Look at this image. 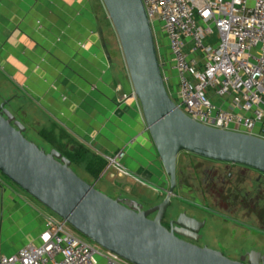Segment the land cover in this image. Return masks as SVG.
Masks as SVG:
<instances>
[{
  "label": "crops",
  "instance_id": "obj_1",
  "mask_svg": "<svg viewBox=\"0 0 264 264\" xmlns=\"http://www.w3.org/2000/svg\"><path fill=\"white\" fill-rule=\"evenodd\" d=\"M98 5L97 0H0V103L10 100L26 136L39 134L30 128L38 120L66 136L61 145L41 139L50 148L28 138L78 160L81 166L74 162L73 168L89 183L103 182L113 198L158 204L169 179L132 96L121 45L114 43L112 26L102 24ZM120 151L125 155L110 165L107 156ZM194 156L184 152L179 159ZM45 214L0 172V234L7 218L13 229L8 234L28 236L5 255L48 239ZM97 261L108 264L102 254Z\"/></svg>",
  "mask_w": 264,
  "mask_h": 264
},
{
  "label": "water",
  "instance_id": "obj_2",
  "mask_svg": "<svg viewBox=\"0 0 264 264\" xmlns=\"http://www.w3.org/2000/svg\"><path fill=\"white\" fill-rule=\"evenodd\" d=\"M127 64L132 92L168 177L165 200L150 209L135 201L113 198L73 169L60 150H45L26 136V126L0 104V172L77 232L132 264H263L255 251L250 260H234L221 251L180 238L163 225L177 185L181 153L239 164L264 174V138L222 130L190 118L169 92L142 0H102ZM154 213V218L150 216ZM185 227L186 224L178 222Z\"/></svg>",
  "mask_w": 264,
  "mask_h": 264
},
{
  "label": "built area",
  "instance_id": "obj_3",
  "mask_svg": "<svg viewBox=\"0 0 264 264\" xmlns=\"http://www.w3.org/2000/svg\"><path fill=\"white\" fill-rule=\"evenodd\" d=\"M142 1L151 23L160 24L166 36L178 106L214 128L254 134L260 127L256 135L264 138V0ZM124 155L120 151L107 160L116 165ZM47 228L41 245L0 253V264H98V254L108 264H132L55 214L47 217Z\"/></svg>",
  "mask_w": 264,
  "mask_h": 264
},
{
  "label": "flooded vegetation",
  "instance_id": "obj_4",
  "mask_svg": "<svg viewBox=\"0 0 264 264\" xmlns=\"http://www.w3.org/2000/svg\"><path fill=\"white\" fill-rule=\"evenodd\" d=\"M165 69L168 76L173 75L172 63H166ZM194 157L178 161L177 185L163 225L173 228L180 238L221 251L234 260L248 262L249 254L255 251L264 264V252L260 249L251 248L238 259L234 257L237 248L216 228L218 224L228 225L234 241L241 231H246L251 232L250 237L264 242V174L239 164ZM158 204L143 205L150 209ZM178 222L186 226L181 227Z\"/></svg>",
  "mask_w": 264,
  "mask_h": 264
},
{
  "label": "rangeland",
  "instance_id": "obj_5",
  "mask_svg": "<svg viewBox=\"0 0 264 264\" xmlns=\"http://www.w3.org/2000/svg\"><path fill=\"white\" fill-rule=\"evenodd\" d=\"M97 1L99 4L98 6L100 8V11L102 10V12L104 14L103 15L104 17H102V24L104 26L106 25V27H108V29H109V27L111 28V26H112V29L114 31V40H115L114 43L117 44V42H118L120 44L118 35L116 33V30L113 26V23L109 17V14L106 10V7H105L103 1L102 0H97ZM153 28H154V32H155V40H156L157 48L159 51L160 61L164 62V63L165 62L169 63L170 56H169V52H168V42H167L166 36H165L160 24L155 23L153 25ZM165 71H166V69H165ZM165 74H166V72H165ZM169 77H170V80L168 83V89H169V92L173 95V97L176 98L178 95V84H177L176 73L173 71V75L170 73ZM30 128L36 129L39 134H33L30 132V133H28V135L30 137H33V138L35 137L37 140H39V142L41 144H43L47 148H50V146L48 144H46V142L44 140H41V139L44 138L47 141H52L55 145H61V144H64L67 142L66 136H64L61 133H57L54 128H52L51 126H49L47 124H43L39 120L37 121V124L30 123ZM37 135H39V137H41V138H39ZM29 136H27V137H29ZM48 151H50V150H48ZM111 156H115V155H111ZM179 158H180V156H179ZM178 161H179V159H178ZM76 165L78 168L81 166L80 163H76ZM78 170H80V169H78ZM80 173H81V171H80ZM79 176H81V175L79 174ZM95 186L97 189L101 190L102 192L106 193L107 195L111 194V190L106 189L103 182L96 183ZM20 190H21L23 196L26 197L28 200H30L41 212L46 213L45 215H47V217L54 214L52 211H50L47 207H45L43 204H41L39 201H37L35 198H33L27 192L23 191L21 188H20ZM146 196L150 197L149 194H146ZM31 212H32L31 210L26 208L27 214L31 215ZM169 214L171 215V213H169ZM7 221H8L7 218H4V220H2V224H1L0 248L2 250V254H5L4 252H6V250H8L9 248H13L15 245H17L16 242H22V240L24 241V240L28 239L27 238L28 236H25V235L22 236L21 239H18V237L15 236V234H8V232L12 231L13 229L10 230L11 228H10V225H8ZM216 228H217V231L219 232L220 235L227 236L228 243L234 244V246L237 248L238 251H235V253L233 255L237 259L239 258L240 254L242 252H245L246 250H249L251 248L260 249L261 251L264 252V242L258 238L250 237L251 232L248 233L246 231H241L239 233V236L235 239L236 241H234L233 237L231 236L233 234V231L231 230V228L228 225L218 224ZM44 236H47V228H45V230H44ZM230 236L232 239H229ZM29 244H34V243H29ZM98 256H99V254L97 255V257Z\"/></svg>",
  "mask_w": 264,
  "mask_h": 264
},
{
  "label": "trees",
  "instance_id": "obj_6",
  "mask_svg": "<svg viewBox=\"0 0 264 264\" xmlns=\"http://www.w3.org/2000/svg\"><path fill=\"white\" fill-rule=\"evenodd\" d=\"M70 159H71V158H70ZM71 161H72V163H74V162H75V163H78V162H76V161H78V160H76V159H74V160L71 159ZM73 169H74V168H73ZM102 169H103V167H102V165H101V166L99 167V171L102 170Z\"/></svg>",
  "mask_w": 264,
  "mask_h": 264
}]
</instances>
